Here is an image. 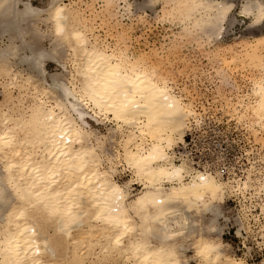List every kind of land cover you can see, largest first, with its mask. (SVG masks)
Wrapping results in <instances>:
<instances>
[{
	"label": "bare ground",
	"instance_id": "bare-ground-1",
	"mask_svg": "<svg viewBox=\"0 0 264 264\" xmlns=\"http://www.w3.org/2000/svg\"><path fill=\"white\" fill-rule=\"evenodd\" d=\"M32 1L0 0V40L11 41L0 52V264H251L210 236H221L220 221L232 219L221 203L242 188L262 199L264 211V167L226 179L175 161L201 113L175 92L160 63L130 54L123 32L114 46L96 36L74 2L49 0L41 9ZM104 1L111 12L115 0ZM164 1L161 18L180 21L177 37L196 43L195 36L218 40L234 7L231 0ZM125 2L117 8L130 12ZM241 15L260 25L264 3L247 2ZM46 37L49 51L40 46ZM243 42L241 51L224 46L231 57L223 61L257 75L232 110L264 143V34ZM47 61L61 72H47ZM92 122L114 126L100 135ZM122 172L131 177L120 183Z\"/></svg>",
	"mask_w": 264,
	"mask_h": 264
},
{
	"label": "rangeland",
	"instance_id": "rangeland-1",
	"mask_svg": "<svg viewBox=\"0 0 264 264\" xmlns=\"http://www.w3.org/2000/svg\"><path fill=\"white\" fill-rule=\"evenodd\" d=\"M63 1L66 4L74 2L75 5H78L77 7H79L82 11L81 15L83 18L86 17V20H84L86 24L94 30L96 36L102 39L106 38L111 46H114L116 42L119 41L117 36L120 35V32H123V36H120L123 37V41L127 38V41L125 40L124 45H127L126 48L128 47L129 53L131 52L132 55L136 57L140 54L144 55L145 52V58L147 57L146 59H149L151 64L154 63L158 67V63H160V66L158 67L160 73L165 78H167V80H169V82L174 87L175 92L180 94L187 104L191 102V105H195L194 109L198 112V114L201 113V115L199 114V120L202 121L204 118V122L200 121L201 124L203 123L202 125L206 127V129L220 128L221 130H225L229 132L228 134H230V136L235 139L232 155L235 157L237 165L242 168V174L240 175H247L248 170H251L250 166L252 164L257 167H264L263 140L262 142L255 141L258 139L255 137L257 132H254L255 130L252 131V129H250V121H246L244 117H240V115H237L234 110H232L234 105L238 106L236 103L238 99L240 101V97L242 98V96L250 93V83L252 82L251 78L253 79L254 75L256 76L257 73L255 71L252 72V70L248 68L244 70L241 64L229 63L230 65L228 66L225 65L227 63L223 61L224 57L229 60L231 57L224 49L228 46V44H234V49H239L241 51L244 40H254L255 37H259L264 34V21L260 25H255L254 19L252 17L241 15L243 6L247 2L256 0H231L234 3L233 11L231 12L232 14L230 13V18L224 25L219 39H213L215 42H211L206 36V38L202 36L203 39L195 36V38L197 37V40L195 38L194 40L197 41V43L192 40V37H189V39L185 38L187 41H185L184 38L177 37L180 34V31H182V23H179L180 21L178 22V20L175 21L174 19V21H172V18L168 17V19L166 18L167 16H163L164 19H162L163 17L161 18L163 9L168 8L167 3L164 0H153L151 2L152 4L150 3L148 5L145 0H127L129 5H131V13L125 12L121 7L117 8L119 5L123 6V2H125V0H115L116 3L113 5L114 7H111L110 9L111 12L109 9V12L106 11V8L108 7L105 6L106 4L104 0ZM260 1L264 3V0ZM48 2L49 0H33L32 4L34 7L42 9L48 6ZM163 4L166 5L164 6ZM113 12H116L117 15L115 14V16L111 17L110 13L114 14ZM124 12L125 14H123ZM40 28L43 32L47 33V25L41 24ZM113 33L116 34L114 35ZM124 33H127L125 34V37ZM199 40L200 43H203L204 45H200ZM51 43L52 39L46 37L40 46L43 49L49 51L53 48ZM15 44L18 45L20 43L17 40ZM10 46L11 41L9 39L3 38L0 40V52L4 49V47L7 49L10 48ZM63 50H65V48ZM69 53L70 51H68L66 54L69 55ZM149 55L152 56L149 57ZM70 68L71 67L69 65V69ZM46 69L50 74L61 72L60 67H58L54 62L47 61ZM221 69L225 72H222ZM234 83L239 85L237 86L239 89L234 85ZM229 84L232 86H229ZM1 98L2 97L0 95V99ZM232 104L234 105L232 106ZM107 124L99 125L95 122H92L93 128L97 129L98 131L97 133H100V135L104 134L109 136L108 130L114 126V124ZM260 132H262L261 134L264 138V132L261 130ZM129 177L131 176H128V174L124 172L116 176L118 182L120 183L128 180ZM135 188L137 190L139 189L137 186ZM242 189L241 195H227L223 203L217 201L223 204L222 206L225 214L228 217H232V219L229 222L221 220V236L213 235L210 237L213 239H221L225 245H227L225 247V253L227 255H233L232 257L236 259H244L251 264H261L262 260H264V232H261L260 227L261 225H264V219H262L259 209L252 213L253 216L251 215L248 218V223L241 231V234L243 235L240 236L237 233L239 227L244 225V219L246 218L244 214L247 212L246 208L250 206L249 208L252 209L255 203H259L256 197L254 198L253 196H250L253 194L252 190H246L244 188ZM261 208H263V204H261ZM257 213L260 215V222L258 220L255 221V215ZM237 214L239 218L237 217ZM202 224L209 225L210 220L204 216ZM193 246L194 241L189 244L186 252L187 257L190 260L191 256H193ZM98 250L99 247H96L94 251L98 252ZM91 258L92 260L95 259L94 256ZM195 262L196 261L194 260L190 261L191 264H196Z\"/></svg>",
	"mask_w": 264,
	"mask_h": 264
},
{
	"label": "built area",
	"instance_id": "built-area-1",
	"mask_svg": "<svg viewBox=\"0 0 264 264\" xmlns=\"http://www.w3.org/2000/svg\"><path fill=\"white\" fill-rule=\"evenodd\" d=\"M228 133L220 128L206 129L201 122L193 121L191 128L186 131L183 141L174 149L175 161L185 160L201 173H219L221 178L226 179L242 174V168L237 165L235 157L232 155L235 139ZM254 197L259 203H255L250 215L259 209L262 219H264V211L261 208L262 199L255 195ZM255 216V221L260 222V215L256 214ZM260 230L264 232V225H261Z\"/></svg>",
	"mask_w": 264,
	"mask_h": 264
}]
</instances>
